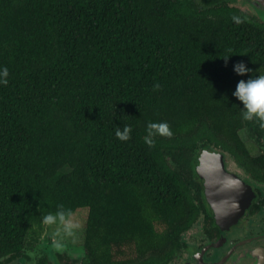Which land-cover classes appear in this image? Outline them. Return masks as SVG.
I'll return each instance as SVG.
<instances>
[{
  "label": "trees",
  "instance_id": "trees-1",
  "mask_svg": "<svg viewBox=\"0 0 264 264\" xmlns=\"http://www.w3.org/2000/svg\"><path fill=\"white\" fill-rule=\"evenodd\" d=\"M236 1L0 0V258L62 207L87 212L88 264L174 260L206 210L196 155L258 127L233 92L264 74V21Z\"/></svg>",
  "mask_w": 264,
  "mask_h": 264
},
{
  "label": "flooded vegetation",
  "instance_id": "flooded-vegetation-1",
  "mask_svg": "<svg viewBox=\"0 0 264 264\" xmlns=\"http://www.w3.org/2000/svg\"><path fill=\"white\" fill-rule=\"evenodd\" d=\"M249 1L239 0L235 5L254 16V10L247 6ZM239 136L243 144L230 145L232 150L201 149L194 171L202 182L199 158L211 148L223 158L225 169L236 180L230 187L243 189L241 198L233 207L218 212L202 186L206 210L184 234V246L169 264H264V129L259 125L254 131L244 127ZM43 236L18 255L1 257L0 264H88L82 245L57 247L55 239L44 240Z\"/></svg>",
  "mask_w": 264,
  "mask_h": 264
},
{
  "label": "clouds",
  "instance_id": "clouds-1",
  "mask_svg": "<svg viewBox=\"0 0 264 264\" xmlns=\"http://www.w3.org/2000/svg\"><path fill=\"white\" fill-rule=\"evenodd\" d=\"M234 21L239 24V18L233 17ZM234 71L239 76H245L252 72L244 63L234 66ZM9 71L6 67H0V85L8 84ZM154 90L159 89L160 85L155 84ZM233 96L243 105V119L256 122L261 129H264V74L250 76L249 79L240 80L236 86ZM131 127L126 126L122 130L117 128L115 135L121 141H128L131 138ZM171 136L172 133L167 123H149L147 125V136L145 142L149 145L153 143V137ZM70 213L62 207L58 208L55 213H49L43 217V223L47 225H62L66 236L71 237L76 227L70 220ZM59 234V233H57ZM60 247V244L56 245Z\"/></svg>",
  "mask_w": 264,
  "mask_h": 264
},
{
  "label": "water",
  "instance_id": "water-1",
  "mask_svg": "<svg viewBox=\"0 0 264 264\" xmlns=\"http://www.w3.org/2000/svg\"><path fill=\"white\" fill-rule=\"evenodd\" d=\"M251 3L264 10V0H255ZM217 155L219 154L212 149L203 151L199 158L198 171L208 201L219 212L233 207L238 197L241 198L243 189L230 187L236 180L225 169L223 158Z\"/></svg>",
  "mask_w": 264,
  "mask_h": 264
},
{
  "label": "rangeland",
  "instance_id": "rangeland-1",
  "mask_svg": "<svg viewBox=\"0 0 264 264\" xmlns=\"http://www.w3.org/2000/svg\"><path fill=\"white\" fill-rule=\"evenodd\" d=\"M241 1L246 2V0H241ZM251 1L254 2L255 0H250L247 3V6H250L252 10H254L256 14L254 16L256 18L264 21V10L252 4ZM86 218H87V212L80 211L69 219L76 226L73 230V235L71 237L65 235L62 225H59V224L47 225L46 224V232L43 236V239L44 240L55 239V242L57 244H60V246L62 245L71 246L72 248H76L78 245L83 246ZM52 242H54V240Z\"/></svg>",
  "mask_w": 264,
  "mask_h": 264
}]
</instances>
